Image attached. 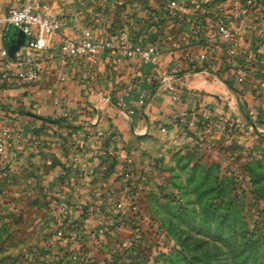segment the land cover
I'll return each mask as SVG.
<instances>
[{
  "label": "crops",
  "instance_id": "1",
  "mask_svg": "<svg viewBox=\"0 0 264 264\" xmlns=\"http://www.w3.org/2000/svg\"><path fill=\"white\" fill-rule=\"evenodd\" d=\"M37 1L63 24L47 36V59L36 82L13 77L0 85V128L11 124L17 135L0 154V264L26 254L47 212L51 222L61 210L66 222H87L85 212L93 206L110 212L125 206L146 172L160 167L170 173L189 151L209 160L211 139L200 143L183 117L203 122L213 114L264 137V0L243 20L237 16L243 0H222L211 8L213 20L247 29L210 50L206 61L199 59L203 46L194 41L198 31L179 24L173 29L176 18L163 11V0ZM20 2L0 0V13ZM156 9L163 12L161 24L151 19ZM82 37L155 45L162 49L158 66L141 57L117 62L107 53L91 69L90 59L60 54L64 40ZM26 40L16 26L0 25V44L8 50L26 51Z\"/></svg>",
  "mask_w": 264,
  "mask_h": 264
},
{
  "label": "rangeland",
  "instance_id": "2",
  "mask_svg": "<svg viewBox=\"0 0 264 264\" xmlns=\"http://www.w3.org/2000/svg\"><path fill=\"white\" fill-rule=\"evenodd\" d=\"M163 1L167 11L170 0ZM189 10L183 20L176 14L173 29L188 25L198 31L214 18ZM191 121L185 123L195 128L197 140L213 143L209 160L189 151L170 173L160 167L146 172L125 206L111 212L93 206L81 224L66 222L64 210L52 222L45 213L36 229L38 245L31 241L10 264H244L250 242L264 244V137L213 114Z\"/></svg>",
  "mask_w": 264,
  "mask_h": 264
},
{
  "label": "built area",
  "instance_id": "3",
  "mask_svg": "<svg viewBox=\"0 0 264 264\" xmlns=\"http://www.w3.org/2000/svg\"><path fill=\"white\" fill-rule=\"evenodd\" d=\"M222 0H170L167 10L171 13L180 14L188 6H193L202 14H207L211 8L218 5ZM261 0H243L239 9L238 19L243 20L250 12L251 6ZM210 4V7L207 5ZM47 5L37 0H23L15 6H10L4 13H0V25L16 26L26 37V51L18 53L20 48L12 57L8 48L0 44V85L16 77L21 83H34L41 76V65L47 59L49 45L47 36L60 30L63 21L60 17L52 16L47 12ZM200 28V27H199ZM198 28L194 41L200 43L204 52L199 59L206 61L210 50L222 47L224 43L235 41L247 29L246 25L238 23L231 27L224 18L214 19ZM261 48L264 52V30L262 31ZM60 54L66 58L90 59L92 69L97 59L107 53L115 54V60L121 62L123 58L141 57V59L157 67L160 49L155 45H144L127 37H111L105 40L90 39L87 37L64 40L59 48ZM18 53V54H17ZM264 86V85H263ZM176 95L173 100H177ZM125 106V104H122ZM1 110V109H0ZM133 113V111H130ZM1 113V111H0ZM185 118V119H184ZM186 123V117L182 118ZM17 137L14 127L7 124L0 128V154L6 148V141ZM111 154L114 147L110 148Z\"/></svg>",
  "mask_w": 264,
  "mask_h": 264
},
{
  "label": "trees",
  "instance_id": "4",
  "mask_svg": "<svg viewBox=\"0 0 264 264\" xmlns=\"http://www.w3.org/2000/svg\"><path fill=\"white\" fill-rule=\"evenodd\" d=\"M207 6L210 7V4H208ZM151 12H152V15H154L155 18H157L156 23L157 24H161L160 23V20H161L160 17L163 15V14H161L162 11H159V10L156 9V10H152ZM164 12H165V10H164ZM166 12H168L167 14H171V13H169L168 10ZM210 13L211 12L209 11L206 14V16H211ZM154 16H153V18H154ZM172 16H176V14L175 15L173 14ZM155 18H154V20H155ZM221 192H222V190L219 189L218 195H220ZM257 230H258L257 228H256V231L253 230L252 231V234L258 233ZM257 242H258V240L257 241L250 242L251 244L249 245V248L251 250H250V252L245 253L246 255H245V260H244L245 263L244 264H259V263H256V262H259V261L261 262V264H264V247H263L264 244L262 246L261 245L259 246V245H257ZM257 249H259V251H260V249L262 250V252L260 253V256L262 254V257H257V255L255 254V252L257 251Z\"/></svg>",
  "mask_w": 264,
  "mask_h": 264
},
{
  "label": "water",
  "instance_id": "5",
  "mask_svg": "<svg viewBox=\"0 0 264 264\" xmlns=\"http://www.w3.org/2000/svg\"><path fill=\"white\" fill-rule=\"evenodd\" d=\"M20 31H21V30H20ZM21 33H22V35L25 37V35L23 34L22 31H21ZM25 38H26V37H25ZM18 49H19V47L16 48V49H14V50L9 49V53H10V55L13 57Z\"/></svg>",
  "mask_w": 264,
  "mask_h": 264
}]
</instances>
